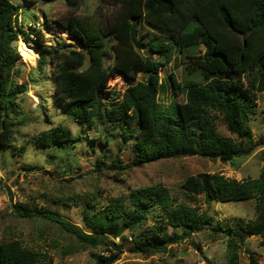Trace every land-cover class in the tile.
<instances>
[{
	"label": "trees",
	"instance_id": "obj_1",
	"mask_svg": "<svg viewBox=\"0 0 264 264\" xmlns=\"http://www.w3.org/2000/svg\"><path fill=\"white\" fill-rule=\"evenodd\" d=\"M106 1L118 7L106 24L95 17L77 15H71L64 23L83 44L81 49L66 43L55 48L43 45L38 62L42 69L45 64L53 65L56 97L66 102L63 115L83 124L102 123L113 139L121 137L124 146L134 147L136 158L132 163H125L116 152L109 161L97 157L96 170H125L163 158L190 155L223 162L250 155L254 147L247 144H253L254 139L247 123L256 111V92L264 90V0ZM19 13L16 2L0 0V150L12 145L13 128L28 117L26 109L18 104L28 83H18L14 78L20 69L19 52L13 41L21 31L29 35L16 26ZM144 24L150 28L142 32ZM30 31L41 34L40 28L31 27ZM143 46H148V53H141ZM175 53H181L183 63L185 59L191 61L192 67L185 71L182 100L176 99L169 111L162 109L159 101L169 86L162 81L160 72ZM117 72L129 79H136L139 73H147V77L130 85L121 101L102 108L100 91ZM191 74L201 81L192 79ZM217 118L238 136L239 142L218 131ZM70 130L63 125L52 126L40 136V143L59 147L77 138ZM182 186L193 195H203L209 204L255 199L256 216L241 224L246 230L242 232L220 223L210 211L199 215L195 208L182 204L169 208L170 222L178 230L168 231L160 219L147 225L151 210L159 205L169 207L168 191L160 186L149 189L155 194L152 198L134 196L131 210L113 203L102 208L99 201H91L82 216L88 230L49 210L42 216L93 246L113 243L109 235L123 236L129 231L138 249L146 253L166 251L170 244L208 229L209 225L214 233L223 232L228 237L230 252L225 264H240L239 251L250 234L259 235L260 245L264 246V166L254 178L237 180L204 172L187 177ZM19 214L36 215L25 209H19ZM121 216L125 222L122 228L117 219ZM249 255L250 264H261L255 252ZM117 256L115 252L110 256L98 254L96 260L98 264H113ZM44 257L19 240L0 243V264H41Z\"/></svg>",
	"mask_w": 264,
	"mask_h": 264
},
{
	"label": "rangeland",
	"instance_id": "obj_2",
	"mask_svg": "<svg viewBox=\"0 0 264 264\" xmlns=\"http://www.w3.org/2000/svg\"><path fill=\"white\" fill-rule=\"evenodd\" d=\"M13 1L20 7L16 26L29 33L25 36L20 30L19 36L13 41L19 52L17 66L20 69L14 78L18 83H28L27 91L21 92L18 104L26 109L28 117L13 128L12 145L0 150V243L21 241L45 255L41 264H98L96 255L110 256L114 252L118 258L113 264H225L230 252L228 237L223 232L214 233L209 225L208 229L170 244L166 251L146 253L138 249L129 231H122L123 236L109 235L113 243L93 246L81 242L60 224L45 219L42 214L46 210L52 211L88 230L82 216L91 201H99L98 206L102 208L113 203L131 210L134 196L152 198L155 194L152 195L149 189L160 186L168 191L169 207L159 205L151 210L147 225L157 223L160 219L166 223L168 231L178 230L170 222L169 208L184 204L195 208L199 215L210 211L220 223L246 232L241 224L255 218V199L209 204L203 195L189 193L182 184L187 177L204 172L220 173L237 180L260 175L264 166V90L256 92V111L247 123L251 126L254 139L253 144H247V147H254L248 156L223 162L190 155L163 158L125 170L97 171V157L109 161L110 155L116 152H119L125 163H132L136 158L134 147L124 146L121 137L113 139L102 123L98 126L83 124L63 115L66 102L56 97L53 65L45 64L42 69L38 62L43 45L55 48L66 43L82 48L81 41L73 37L64 25L71 15L95 17L106 24L118 7L106 0H73L75 3L69 0ZM31 27L40 28L41 34L31 32ZM148 28L144 24L142 32L148 31ZM22 40L37 49L35 64L22 51ZM201 50L205 48L201 47ZM141 53H148V46H143ZM153 55L159 58L158 53ZM106 60H109L108 56ZM191 67L192 63L188 59L184 63L181 61V53H175L162 66L161 79L169 84L159 97L162 109L171 111L176 101L182 100L185 71ZM191 76L201 81L196 74ZM246 76L249 80V73ZM146 77L147 73H139L136 79H129L122 72L114 74L100 91L102 108L112 107L121 101L130 85ZM247 79L244 81L247 82ZM215 123L221 134L236 142L240 141L221 118H217ZM59 125L71 129L77 138L59 147L41 144L39 138L43 132ZM121 146L123 149L120 150ZM19 209L35 211L36 215L21 216ZM117 219L119 227H124V218L121 216ZM260 241L261 237L256 234L247 237L239 251L240 264H250V252H255L260 263L264 264V246L260 245Z\"/></svg>",
	"mask_w": 264,
	"mask_h": 264
},
{
	"label": "bare ground",
	"instance_id": "obj_3",
	"mask_svg": "<svg viewBox=\"0 0 264 264\" xmlns=\"http://www.w3.org/2000/svg\"><path fill=\"white\" fill-rule=\"evenodd\" d=\"M22 51L26 54V57L29 59V61L32 64H35L37 61V55L38 51L36 48L32 47L29 43H27L25 40H22L21 43ZM24 58V57H23ZM30 63V64H31Z\"/></svg>",
	"mask_w": 264,
	"mask_h": 264
},
{
	"label": "water",
	"instance_id": "obj_4",
	"mask_svg": "<svg viewBox=\"0 0 264 264\" xmlns=\"http://www.w3.org/2000/svg\"><path fill=\"white\" fill-rule=\"evenodd\" d=\"M232 74V71H230L228 74H227V78H229Z\"/></svg>",
	"mask_w": 264,
	"mask_h": 264
}]
</instances>
